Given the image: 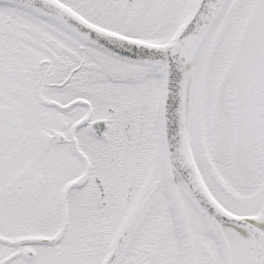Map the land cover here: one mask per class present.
Returning a JSON list of instances; mask_svg holds the SVG:
<instances>
[{
    "label": "snow or ice",
    "instance_id": "obj_1",
    "mask_svg": "<svg viewBox=\"0 0 264 264\" xmlns=\"http://www.w3.org/2000/svg\"><path fill=\"white\" fill-rule=\"evenodd\" d=\"M0 264H264V0H0Z\"/></svg>",
    "mask_w": 264,
    "mask_h": 264
}]
</instances>
